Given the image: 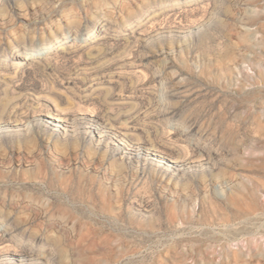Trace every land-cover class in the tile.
Masks as SVG:
<instances>
[{
    "label": "rangeland",
    "instance_id": "rangeland-1",
    "mask_svg": "<svg viewBox=\"0 0 264 264\" xmlns=\"http://www.w3.org/2000/svg\"><path fill=\"white\" fill-rule=\"evenodd\" d=\"M0 119V264H264V0H0Z\"/></svg>",
    "mask_w": 264,
    "mask_h": 264
},
{
    "label": "bare ground",
    "instance_id": "bare-ground-1",
    "mask_svg": "<svg viewBox=\"0 0 264 264\" xmlns=\"http://www.w3.org/2000/svg\"><path fill=\"white\" fill-rule=\"evenodd\" d=\"M14 55V54H13ZM146 108V107H145ZM81 116H78L76 118H74V121L77 122V123H80L83 125V127L85 128H97L99 126V124H97V122L95 121V119H93L92 117L94 116L93 114L89 115V114H85V113H79ZM130 116V115H129ZM48 117L54 119L55 121H58V122H69V118L68 116L66 115H57V116H53V115H48ZM98 118V117H97ZM5 120V119H4ZM57 122V123H58ZM101 122V121H100ZM105 122V121H104ZM104 124V123H103ZM107 124V123H106ZM133 124V123H132ZM9 125L8 123H6L5 121H3L2 119H0V130L2 131L4 128H8L10 126H7ZM113 125V124H112ZM54 126V124H53ZM110 127H113V126H110ZM123 129V128H122ZM134 129V128H133ZM60 130V129H59ZM117 130V129H116ZM94 131V130H92ZM119 131V130H118ZM91 132V131H90ZM113 134V133H112ZM125 137L128 136V133L127 132H124L122 133ZM133 134V133H132ZM122 135V136H123ZM142 135V134H141ZM103 136V134H101V137ZM133 137V136H132ZM124 139V138H123ZM154 139V137H153ZM125 140V139H124ZM165 140V139H164ZM126 141V140H125ZM153 141V140H152ZM166 141V140H165ZM127 142V141H126ZM144 140H142L140 137L137 141H134V142H130L131 145L128 143V146L129 147H122L123 151L126 149L130 155V153H135L134 151L135 150H142V152H137L138 154H141L140 157H142V161L144 162H147V160H150L151 163H156V165H159V163H163L164 165H166L165 162H163L162 160H158L157 158H155V156L157 157H165V155L169 156L170 152L172 150H169V148L165 147V146H160V145H153L151 144L150 146H147L146 148H144L146 150L143 149V145H144ZM120 143L123 144L122 141H120ZM146 143V142H145ZM132 144H138L136 147L135 145H132ZM143 144V145H142ZM165 145V144H164ZM137 148V149H135ZM144 150V152H143ZM125 152V151H124ZM172 154V153H171ZM170 154V155H171ZM184 154V153H183ZM121 155V154H120ZM131 157V156H130ZM181 157V156H180ZM133 158V157H132ZM182 161L181 158L179 157H169L168 159V167H174V168H178L180 166V162ZM158 163V164H157ZM207 163V162H206ZM142 165V163H141ZM192 166V165H191ZM165 167V166H164ZM169 170V169H168ZM164 171V170H163Z\"/></svg>",
    "mask_w": 264,
    "mask_h": 264
}]
</instances>
